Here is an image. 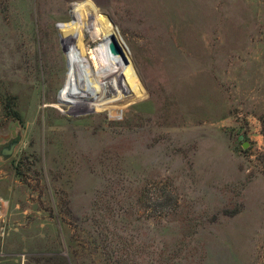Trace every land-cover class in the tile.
I'll return each mask as SVG.
<instances>
[{"label": "rangeland", "instance_id": "rangeland-1", "mask_svg": "<svg viewBox=\"0 0 264 264\" xmlns=\"http://www.w3.org/2000/svg\"><path fill=\"white\" fill-rule=\"evenodd\" d=\"M13 140L0 264H264V0H0Z\"/></svg>", "mask_w": 264, "mask_h": 264}, {"label": "water", "instance_id": "water-1", "mask_svg": "<svg viewBox=\"0 0 264 264\" xmlns=\"http://www.w3.org/2000/svg\"><path fill=\"white\" fill-rule=\"evenodd\" d=\"M110 47H111V50L113 52H115V53L122 52V50H121V48H120V46L118 44V41H117V39L115 37H113V43L111 44ZM16 142H17L16 140H13L9 144H7L6 146H4V147L2 146L1 149H0L1 154L4 155V156H9L12 153ZM244 146H246V145L244 144Z\"/></svg>", "mask_w": 264, "mask_h": 264}, {"label": "bare ground", "instance_id": "bare-ground-1", "mask_svg": "<svg viewBox=\"0 0 264 264\" xmlns=\"http://www.w3.org/2000/svg\"><path fill=\"white\" fill-rule=\"evenodd\" d=\"M103 40L104 39H101V41H103ZM108 51H106V53H108L107 57H108V59L110 61V68L112 69V71L114 73V76L117 77V78H119L118 77L119 76L118 74H120V72L122 74V68L120 67V64H119L118 60L115 59L116 58L115 55H112L111 52H110V50H108ZM115 60L117 61L116 63H118V64H114L115 63Z\"/></svg>", "mask_w": 264, "mask_h": 264}, {"label": "trees", "instance_id": "trees-1", "mask_svg": "<svg viewBox=\"0 0 264 264\" xmlns=\"http://www.w3.org/2000/svg\"><path fill=\"white\" fill-rule=\"evenodd\" d=\"M6 108H7V111L10 113V111L13 113V116L14 117H18V113H17V111L16 110H14V108H13V103H11L10 105H8V106H6ZM11 114V113H10Z\"/></svg>", "mask_w": 264, "mask_h": 264}]
</instances>
